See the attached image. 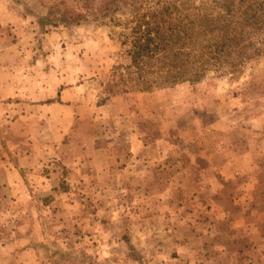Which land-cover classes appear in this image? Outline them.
<instances>
[{"label":"rangeland","instance_id":"rangeland-1","mask_svg":"<svg viewBox=\"0 0 264 264\" xmlns=\"http://www.w3.org/2000/svg\"><path fill=\"white\" fill-rule=\"evenodd\" d=\"M77 1L0 0V264H264V45L238 75L109 95L159 0L39 23Z\"/></svg>","mask_w":264,"mask_h":264},{"label":"trees","instance_id":"trees-1","mask_svg":"<svg viewBox=\"0 0 264 264\" xmlns=\"http://www.w3.org/2000/svg\"><path fill=\"white\" fill-rule=\"evenodd\" d=\"M187 0H159L136 8L122 41L121 63L112 67L104 91L109 95L146 92L209 72L238 75L258 59L264 45V0H212L184 6ZM39 17L42 25L106 24L135 0H78Z\"/></svg>","mask_w":264,"mask_h":264}]
</instances>
